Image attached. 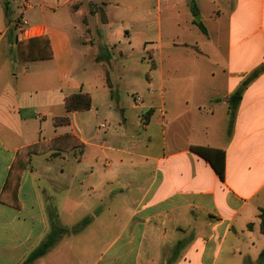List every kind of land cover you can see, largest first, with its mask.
Instances as JSON below:
<instances>
[{
	"label": "crops",
	"instance_id": "0c3cea01",
	"mask_svg": "<svg viewBox=\"0 0 264 264\" xmlns=\"http://www.w3.org/2000/svg\"><path fill=\"white\" fill-rule=\"evenodd\" d=\"M11 3L20 9L17 28ZM203 4L210 8L202 12ZM120 7L127 19L115 13ZM43 36L52 57L21 61L18 42ZM187 47L215 62L226 90L199 107L220 114L217 128L176 146L166 135L173 78L163 69H180L170 53ZM136 49L153 73L131 130L113 71L127 69L118 59ZM259 68L229 128L227 97ZM132 85L125 91L136 111L145 98ZM75 94L89 97L88 110L67 111ZM153 127L158 143L136 134ZM36 144L42 152L18 155ZM190 146L224 152L222 181ZM114 154L139 158L150 175H113L123 161ZM9 172H20L19 208L0 202V264H20L57 227L66 234L31 264H217L221 256L264 264V0H0V196Z\"/></svg>",
	"mask_w": 264,
	"mask_h": 264
},
{
	"label": "rangeland",
	"instance_id": "374dc122",
	"mask_svg": "<svg viewBox=\"0 0 264 264\" xmlns=\"http://www.w3.org/2000/svg\"><path fill=\"white\" fill-rule=\"evenodd\" d=\"M209 5H201V11H207ZM11 17L15 20V28L19 22L16 23V20L19 18L20 9L17 4L11 3ZM115 13L118 16H122L124 19H127L128 11L123 8H117ZM192 40V39H191ZM165 54V53H163ZM171 59L174 61L180 60L183 61V66L178 69L174 68L173 71L169 68L163 69V76L172 77L173 80L171 84L167 85V93L165 97L166 106L170 109L167 117L171 119L170 127L167 129V140L172 142L173 145H182L185 141H203V133L205 131L214 130L218 126V120H220V114L215 117H209L206 114H200L202 106L207 105L208 100L214 98L211 94H220L224 93L226 90V76L222 74L216 67L215 62H206L200 58L195 53L193 54L190 47L181 50H174L171 53ZM209 55V53H206ZM196 55V56H195ZM145 58L142 60V58ZM223 53H221L222 61ZM210 58V57H209ZM219 61L220 59H216ZM125 63L128 65L127 69L121 70V68L114 69V78H116L117 88L121 95L122 103L126 108V117H128L127 127L131 130L136 129L135 121L138 120L136 114L143 111V108L146 106L145 102L147 100V76H150L153 71L150 69V63L148 62V54L141 53L136 50L132 52V57H121L118 59V63ZM116 64V65H117ZM112 65V64H111ZM119 65V64H118ZM213 74V76H212ZM91 77L92 75L89 74ZM119 78V79H118ZM136 83L137 93L136 99L138 97L143 98L144 103H141L139 108L135 111L130 108V99L131 96L129 91L125 89H131L133 86L132 83ZM150 91V90H149ZM128 94V95H127ZM154 104L159 105L160 103V94H156L154 97ZM132 103V102H131ZM199 107L201 110L199 111ZM146 115L141 119L142 125L146 122ZM98 120H102V117H98ZM136 134L140 139H147L151 137V141L158 143L157 140L160 139V131L155 127L150 128L148 131H142L141 129L136 130ZM148 155V154H147ZM118 157L122 158V163L118 164L113 169V175H128L126 177L134 175L138 182L142 181L137 175H150L149 167H145L144 164L138 165L140 163L139 158H135L129 155H119L114 154L111 156V160L114 161ZM142 162V160H141ZM143 163V162H142ZM149 163V162H148ZM135 197H138V192L134 191V188H131ZM127 198V197H126ZM120 216H124V213H120L117 216L119 219ZM111 236L118 231L117 227H111ZM224 255V254H222ZM166 264H174L175 261L171 258H167L164 261ZM217 264H233L232 259H225L223 256L218 260Z\"/></svg>",
	"mask_w": 264,
	"mask_h": 264
},
{
	"label": "trees",
	"instance_id": "16d2710c",
	"mask_svg": "<svg viewBox=\"0 0 264 264\" xmlns=\"http://www.w3.org/2000/svg\"><path fill=\"white\" fill-rule=\"evenodd\" d=\"M3 8L5 13L8 14L9 6L8 2H3ZM191 12L193 15L197 14L194 4L191 5ZM202 33H206L204 27L201 24L195 23ZM17 54L21 61H36V60H47L52 57L51 49L49 46L48 39L46 37H36L27 39L17 44ZM263 70L259 68L253 71L249 77L241 84V86L234 91L229 97H227V114L229 116L228 127L232 125L234 112L237 107V104L241 98V93L243 89L248 85L250 81L257 77V75ZM90 108L89 97L85 94H75L72 95L66 101V109L70 111H82L88 110ZM67 118L56 120L55 124H65L67 123ZM69 138V137H67ZM63 138L58 139L57 141L63 140ZM55 141V142H57ZM43 144H36L23 148L19 151L18 155H26L27 157L30 154H38L42 152ZM189 150L197 155L198 157L204 159L209 163L213 171L217 174L218 178L222 181L224 179V168H225V157L222 150H214L201 146H190ZM26 161L22 163L21 170L25 168ZM20 178V172L17 175H12L9 172L8 180L5 186V192L0 196V202L11 206L13 208H19V203L17 201V186ZM10 195V199L5 200V194ZM259 219L261 221V230L264 231V207L259 211ZM66 230L57 227L53 232H51L44 241H42L35 249H33L27 257L20 264H31L36 259L42 257L63 235L66 234Z\"/></svg>",
	"mask_w": 264,
	"mask_h": 264
},
{
	"label": "water",
	"instance_id": "95a60500",
	"mask_svg": "<svg viewBox=\"0 0 264 264\" xmlns=\"http://www.w3.org/2000/svg\"><path fill=\"white\" fill-rule=\"evenodd\" d=\"M196 21H198V20L196 19Z\"/></svg>",
	"mask_w": 264,
	"mask_h": 264
}]
</instances>
